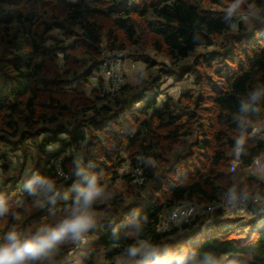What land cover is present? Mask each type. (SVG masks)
<instances>
[{"label": "trees", "instance_id": "1", "mask_svg": "<svg viewBox=\"0 0 264 264\" xmlns=\"http://www.w3.org/2000/svg\"><path fill=\"white\" fill-rule=\"evenodd\" d=\"M255 9L252 30L239 21L230 31L233 13ZM102 48L144 62V77L88 91ZM189 77L191 88L159 98L165 78ZM263 113L264 0H0V244L86 213L91 227L27 264H115L129 253V264H264L261 202L248 216L216 208L159 230L177 204L264 195L246 171L264 153L252 126ZM93 178L100 192L85 204Z\"/></svg>", "mask_w": 264, "mask_h": 264}, {"label": "clouds", "instance_id": "2", "mask_svg": "<svg viewBox=\"0 0 264 264\" xmlns=\"http://www.w3.org/2000/svg\"><path fill=\"white\" fill-rule=\"evenodd\" d=\"M233 6L230 11H234ZM100 189L96 186L93 178L87 188L82 189L85 204H89L99 194ZM79 199V198H78ZM8 206L3 198H0V214L7 213ZM92 217L86 213L76 214L63 219L58 224L43 225L35 235L22 237L16 231L7 233L6 242L0 244V264H27L28 261L38 259L47 250L65 240L72 234L73 238H78L83 232L92 226ZM136 251V249H133ZM190 264V257L179 255L165 261V264ZM202 264H216L210 255H205Z\"/></svg>", "mask_w": 264, "mask_h": 264}, {"label": "built area", "instance_id": "3", "mask_svg": "<svg viewBox=\"0 0 264 264\" xmlns=\"http://www.w3.org/2000/svg\"><path fill=\"white\" fill-rule=\"evenodd\" d=\"M236 24L235 20L231 24ZM124 51H109L102 48L100 51L98 69L94 72L91 80L93 87H95L101 96L107 93H113L118 90L126 82L123 72V60L125 59ZM100 83V85H99ZM136 173L140 174V169L135 168ZM56 173L60 176H65L60 167L57 166ZM137 179H134L135 181ZM141 182V181H138ZM258 197L255 195H240L229 191H223L218 195V199L214 203H197L188 202L177 204L168 208L159 225V230L162 232L170 231L174 227H178L183 223H187L197 216L211 214L216 208H231L245 209L250 204L258 203Z\"/></svg>", "mask_w": 264, "mask_h": 264}, {"label": "rangeland", "instance_id": "4", "mask_svg": "<svg viewBox=\"0 0 264 264\" xmlns=\"http://www.w3.org/2000/svg\"><path fill=\"white\" fill-rule=\"evenodd\" d=\"M257 13H258V10H253L252 12H245V11H240V12H236V13H233V19L232 20H235L236 21V24L232 23L231 22L229 23V29L230 31L231 30H234L238 27V22L239 21H243L244 23V26L247 27V30H252L253 26L256 24V19H257ZM231 20V21H232ZM246 30V31H247ZM225 36H221L219 39H218V42H222L224 40ZM207 50H212L213 47L210 46V47H207L206 48ZM200 50H203V48H196L195 51L198 52ZM126 54V52H124ZM125 58L123 60V64H125L127 62L128 64V69L127 70V74L125 75L126 79H128V81L130 82H133V83H137L138 81H140V79L142 77H144V71H146V64L144 62H142L141 60H133L131 58H128L126 57L125 55ZM152 60H161L163 61L164 63L168 64V60L166 58H163L161 56H152L151 58ZM129 72V73H128ZM192 82H193V79L192 77H189V78H186L182 81H174L173 78H165L164 81L161 82V86H160V90H161V93L159 94V98L163 96V94H168V95H176L180 92H182L184 89H188V88H191L192 86ZM93 86L92 84V80L90 79V83L89 85L86 86V89L88 91H90V88ZM167 96V95H166ZM50 148V147H49ZM177 148V147H176ZM22 150V149H21ZM264 154V153H263ZM10 157H9V160L11 163H13V165L15 167L13 168H16L17 166H20V161L22 160V155L20 153H18V151H13L11 153H9ZM81 162V159L79 160ZM18 163V164H17ZM236 164V162H235ZM17 165V166H16ZM125 168H123V170L125 172H132V174L136 173L135 169L133 170H130L128 166H124ZM122 170V171H123ZM139 174H136V176H138ZM137 180H135L133 183L135 184H139L141 182H138L140 180H138V178H136ZM120 185V184H119ZM119 187H121V189L124 191L125 190V186L124 185H120ZM70 191V190H69ZM237 194V193H236ZM255 196L258 197V200L259 202H261L262 204H264V195H259V194H254ZM246 196V195H245ZM66 197L67 198H70V192H68L66 194ZM224 208V207H222ZM247 208V207H246ZM245 208V209H246ZM231 211H234L236 213H240L242 212L241 214H238V215H244V216H248L249 213L248 212H245V209H239L238 211L236 209H231V208H227ZM227 216H235L237 214H233V213H227L225 214ZM92 217V216H91ZM264 226V222H261L259 227H263ZM134 254L133 253H129L127 256H118L114 259V262L115 264L117 263H120V264H129L131 261H133L134 259ZM96 264H103V259H101L100 256H97L96 257Z\"/></svg>", "mask_w": 264, "mask_h": 264}, {"label": "crops", "instance_id": "5", "mask_svg": "<svg viewBox=\"0 0 264 264\" xmlns=\"http://www.w3.org/2000/svg\"><path fill=\"white\" fill-rule=\"evenodd\" d=\"M123 66V72L124 75H126L127 70H129L127 62ZM252 126L253 131L258 133L260 139L264 140V113L260 117L254 119ZM236 158L238 157L236 156ZM246 171L264 182V154L255 158Z\"/></svg>", "mask_w": 264, "mask_h": 264}, {"label": "water", "instance_id": "6", "mask_svg": "<svg viewBox=\"0 0 264 264\" xmlns=\"http://www.w3.org/2000/svg\"><path fill=\"white\" fill-rule=\"evenodd\" d=\"M232 166H233V167H235V166H236L235 162H232Z\"/></svg>", "mask_w": 264, "mask_h": 264}]
</instances>
